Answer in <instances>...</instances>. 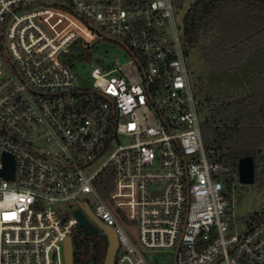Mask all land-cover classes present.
I'll list each match as a JSON object with an SVG mask.
<instances>
[{
    "label": "built area",
    "instance_id": "obj_1",
    "mask_svg": "<svg viewBox=\"0 0 264 264\" xmlns=\"http://www.w3.org/2000/svg\"><path fill=\"white\" fill-rule=\"evenodd\" d=\"M104 37L130 59L94 67L87 91L66 53ZM108 166L104 199L94 181ZM228 173L204 144L173 0H0V264H65L74 237L99 264L101 245L77 234L82 194L116 233L114 264L161 252L169 264H264V217L234 232Z\"/></svg>",
    "mask_w": 264,
    "mask_h": 264
},
{
    "label": "trees",
    "instance_id": "obj_2",
    "mask_svg": "<svg viewBox=\"0 0 264 264\" xmlns=\"http://www.w3.org/2000/svg\"><path fill=\"white\" fill-rule=\"evenodd\" d=\"M173 1L181 9L187 0ZM182 24L184 42L198 48L212 70L241 74L251 56L264 50V0H194ZM245 76L243 97L206 95L209 117L202 124L204 144L211 150L212 160L230 168L225 181L228 190L242 158L254 157L255 179L259 167L264 171V63ZM94 184L108 199L113 188L111 167ZM102 249L99 264L106 255V248Z\"/></svg>",
    "mask_w": 264,
    "mask_h": 264
},
{
    "label": "rangeland",
    "instance_id": "obj_3",
    "mask_svg": "<svg viewBox=\"0 0 264 264\" xmlns=\"http://www.w3.org/2000/svg\"><path fill=\"white\" fill-rule=\"evenodd\" d=\"M193 1L187 0L181 9L175 6V15L180 26L191 86L195 102L199 108V118L203 124L209 117V105L206 101L207 92L231 94L235 98L243 97L245 95V75H249L262 67L264 63V50H259L260 52L251 56L252 58L247 62V65L242 68L241 74L210 69L200 54L199 49L189 47L184 42L182 18ZM66 56L77 76V86L87 91H90L93 86L91 72L94 67H100L104 71H108L117 59L121 65L128 63L130 59L128 51L121 43L107 37L89 42L86 49L71 46ZM127 142V137L121 135L118 139H114L111 142L112 146L110 148L115 150L120 145H126ZM110 148L107 147L105 153L88 166L87 171L89 173L98 169L107 160L110 155ZM207 151L211 159L212 152L208 148ZM257 174L258 177L253 184H242L239 181L238 175L234 176L230 196L232 197L233 215L235 218L234 232L236 233L243 232L250 224H254L264 217V171L262 172V169L259 167ZM79 198L80 200L88 202L92 209L95 208L99 201L93 194H82ZM63 207L68 210L70 208L69 211H72L76 209L77 204L65 203ZM129 225L133 227L134 223L130 222ZM77 232L80 238H84L85 232L81 228ZM131 234L135 236V230L132 229ZM89 238L86 241L87 244L96 246L100 244L102 251V247L107 250L108 238L106 235L100 233V235L90 236ZM83 244L76 237L73 238L74 264H94L95 257L92 251L88 253L87 261H84ZM172 255V253L166 254L163 252L147 253L146 258L152 264H169L168 262H174Z\"/></svg>",
    "mask_w": 264,
    "mask_h": 264
},
{
    "label": "water",
    "instance_id": "obj_4",
    "mask_svg": "<svg viewBox=\"0 0 264 264\" xmlns=\"http://www.w3.org/2000/svg\"><path fill=\"white\" fill-rule=\"evenodd\" d=\"M2 173L6 177L14 176V159L11 156L6 157V165ZM238 178L242 184L255 183V161L254 157L247 156L242 158L238 163ZM79 209L74 212V215L79 220V224L88 235H97L102 231L103 235L108 238V248L103 264H114L118 249V240L113 227L106 225L101 220L96 218L92 209L87 203H78ZM65 264H74V254L72 241L70 238L65 243Z\"/></svg>",
    "mask_w": 264,
    "mask_h": 264
}]
</instances>
